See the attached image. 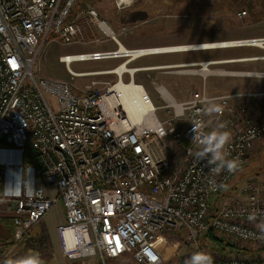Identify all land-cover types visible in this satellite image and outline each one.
<instances>
[{"label": "built area", "instance_id": "2783aa9c", "mask_svg": "<svg viewBox=\"0 0 264 264\" xmlns=\"http://www.w3.org/2000/svg\"><path fill=\"white\" fill-rule=\"evenodd\" d=\"M79 1L0 0V200L12 203L14 223L7 255L20 249L47 213L62 203L65 221L57 234L63 256L72 262L96 259L109 264L131 254L138 264H166L178 252L166 258L160 242L166 246L184 232L194 264H264V185L249 181L231 202L225 198L224 205L212 210L215 197L264 139V104L252 110L253 101H264V91L222 95L192 91L188 100L178 101L157 85L169 116L160 120L147 94L151 109L141 122L133 121L121 103L110 100L114 86L124 82V73L133 82L138 68L127 67L128 63L191 49L185 44L127 48L92 4L73 16ZM114 1L122 10L137 0ZM51 41L114 42L115 49L64 54L59 59L73 78L114 73L117 81H106L102 87L94 81L79 89L68 81L36 77L33 68ZM231 42L264 49V37ZM110 58L123 60L109 70L77 72L71 67L76 61ZM235 61L139 69L204 78L215 73L264 78V70L214 67ZM122 65L127 68L116 72ZM213 133L228 134L216 160L212 151H205ZM28 142L38 154V161L30 164L23 157ZM228 161L238 162L235 172L227 170ZM47 187L56 194H47ZM208 230L225 242V249L211 247L201 238ZM227 249L235 255H225ZM249 250L255 254L243 253Z\"/></svg>", "mask_w": 264, "mask_h": 264}, {"label": "rangeland", "instance_id": "374dc122", "mask_svg": "<svg viewBox=\"0 0 264 264\" xmlns=\"http://www.w3.org/2000/svg\"><path fill=\"white\" fill-rule=\"evenodd\" d=\"M88 3L99 10L100 15L110 23L111 27L116 32L121 30L122 25L129 27L126 34L119 36L124 42L128 38L137 41H145L147 44H154V46H165L264 37V0H137L133 5L122 10L116 7L114 0H80L75 11L72 13L73 16L76 15L75 12L77 10L83 8ZM85 25H87L86 22ZM108 48L112 49L113 45L109 44ZM92 49V45L81 46L78 44H63L59 41H51L45 47L44 52L33 68V72L36 77L43 76L50 79L71 82L79 89L90 85L94 81L97 82V87L104 86L106 81L115 83L117 79L114 74L73 78L67 71L65 64L58 60V57L62 54ZM258 51H261V54H257V56L264 57L263 48L249 45H235L222 48L153 54L152 56L146 55V57H143L138 63L148 60H235L238 58H249L250 55ZM119 61L120 60L76 61L71 64V67L77 72L96 71L112 68ZM249 62L250 61H245L240 64H229L230 66H228V63H222L214 65V67L231 70L237 69V66H241L240 69L247 70L250 66ZM255 62L259 61L255 60ZM134 64L135 63L132 65ZM232 65L235 66L232 67ZM263 68L264 65L262 69ZM254 69L258 68L256 67ZM155 73H157V80H155V82L157 84L166 85L171 94L174 95L178 101L189 97L192 88L191 85H195L198 89H201L204 82L207 87L222 82H238L240 86L244 85L248 87L249 85L259 84L264 80L258 77L247 78L223 74L208 75L204 81L201 77L196 75H162L158 72ZM139 75L140 74H138V76ZM124 78V80L127 81L128 78L126 76ZM146 88L151 100L157 107V117L160 120L166 119L169 114L163 109L165 102L160 97V94L151 84H147ZM48 100L51 103H55L49 97ZM236 176V182L241 186L245 185L249 180L260 186L264 185V139L254 146L246 166ZM248 176H250V179L246 181V177ZM234 186L235 185L231 183L230 187ZM235 195L236 194L229 192L225 198L231 202V200L235 198ZM225 198H220V195L215 197V201L213 200L214 206L220 207L224 205L226 202ZM185 235L184 232H181L178 238L174 237L168 240L169 243L166 246L164 242H160V246L163 247L166 258L178 252V255L166 264H177L183 254L191 252V247L186 242ZM205 240L210 243L211 247L216 246V243L212 240ZM230 251L231 250L227 249V251H224V254L227 256H234L235 254L232 253L233 251ZM14 254L15 251L10 259L13 261V264H20L18 263V258H16L17 260L14 259L16 255ZM85 260L86 261L81 260L72 262L64 258L62 264H99L95 259ZM125 263L138 264L133 259H129L127 262L125 258L118 261L111 260L109 264ZM40 264L54 263L48 262Z\"/></svg>", "mask_w": 264, "mask_h": 264}, {"label": "crops", "instance_id": "0c3cea01", "mask_svg": "<svg viewBox=\"0 0 264 264\" xmlns=\"http://www.w3.org/2000/svg\"><path fill=\"white\" fill-rule=\"evenodd\" d=\"M124 28L126 30L125 32H123ZM128 30H129V27L122 25L121 30H119L117 33H119V36L124 35L128 32ZM120 41L127 48L154 46V44H147L145 41H137V40H134V39L132 40V39H128V38L126 39L125 42L122 41L121 39H120ZM109 44L113 45L112 49L116 48V44L112 41H106V42H101V43H87V44L78 43V45H81V46L92 45L93 49L88 50V51L81 50V51H77L74 53L107 50V49H110V48H108ZM165 46H171V45H165ZM66 54H70V53H66ZM257 54H261V51H258L257 53L250 55L249 58H247V57L246 58H238V60L236 59L237 61H235V62H228V66H230L229 64H240V63L245 62V61H250L249 64L251 67L249 66V69H247V70H264V68L262 69V67L264 65V63H263L264 57L257 56ZM62 55H64V54H62ZM62 55H60V56H62ZM60 56L58 57V60H60L59 59ZM147 56H152V55H147ZM143 57H146V56H142V57H139L136 59H132V61H130L127 66L130 68H138L132 76L133 82H135L139 85H142L143 88L146 90L147 94H148V91L146 88L147 84H151L153 87H155L156 90H157V88H156L157 85H162L171 94V92L169 91V89L166 85L157 84L155 82V80H157V78H156L157 73H155V72H158L162 75L163 74H166V75H175V74L196 75V76L201 77L204 81L207 78V77L204 78L200 74L171 72L170 70H163V69H158V68H151V69H146V70L139 69L141 67H156V66H161V65H166V64L167 65L168 64L177 65V64L192 63V62H197V61H202V60H148L145 62L141 61L138 63V61H140ZM255 57H259V58L257 59ZM103 60H120L114 67L109 68V69H113L116 66H118L121 63V60H123V59L122 58H120V59L119 58H110V59H103ZM255 60L256 61L258 60L259 62H255ZM133 63H135V64L132 65ZM234 66L235 65H232V67H234ZM237 67H236L237 69H232V70H243V69H240L241 66H237ZM256 67L258 69H254ZM109 69H103V70H109ZM112 74H114V73H107L105 75H112ZM138 74H140V75L138 76ZM114 75H116V74H114ZM210 75H223V74L215 73V74H210ZM125 76L128 78L127 81L124 80ZM147 76H149V77H147ZM229 76H233V75H229ZM238 77H247V76L241 75ZM247 78H250V77H247ZM116 79H117V75H116ZM131 79L132 78H131V75L129 73L123 74V81L124 82H126V83L130 82ZM261 79H264V78H261ZM191 86H192V88H191L189 97L186 99H182L181 101L188 100L191 96L192 91L205 90L208 95H219V94L222 95V94H233V93H240V92L264 91V80H262L259 84L249 85L248 87H245L244 85H241L242 86L241 87L238 82H227V83L222 82L220 84H213L210 87L205 86V82H204L201 89H198L195 85H191ZM172 96L174 98H176L174 95H172ZM260 103L264 104V101L263 100L253 101L252 102V110L257 109L259 107ZM23 157H24V161H25V153H24ZM26 163L30 164L33 162H26ZM257 175H256V177H257ZM249 179H250V176L246 177V181ZM255 184H257V183H255ZM240 187H241V185H239V188ZM6 188H7V186H6ZM238 190L234 194H237ZM4 191H5V184H4V182H2L1 192L3 193ZM46 193L51 194V195L56 194V190L52 187H47ZM64 221H65L64 207H63L62 203H57L47 213V215L42 220V222L34 228L32 234H31V237L28 239L27 242H25L22 245L21 249L15 250L16 255L14 254L15 255L14 259L17 260L16 258H18L19 259L18 263L21 264V263H23L24 260H26L29 257H37L39 259L40 263L50 262V263H54V264H62L65 257L63 256V254L61 252L59 238H58V234H57V227L60 224H62ZM255 225L260 226L259 224H255ZM13 233H14V223H13V216H12V203H10V202L6 203V202H3L2 200H0V250L5 249L2 257L0 258V264H5L6 261H9V259L11 258V255L13 254L12 253L11 255H7V252L11 246L10 243H11V241L13 242ZM243 253L248 257L253 256L255 254V252L252 250L251 251L249 250V251H246ZM123 258H125L127 260V262L129 259H133L131 254H125V255L121 256L120 258H116L114 260L118 261V260L123 259ZM90 260H93V259H90ZM84 261H86V260H84ZM95 261H97V260L95 259Z\"/></svg>", "mask_w": 264, "mask_h": 264}, {"label": "bare ground", "instance_id": "6f19581e", "mask_svg": "<svg viewBox=\"0 0 264 264\" xmlns=\"http://www.w3.org/2000/svg\"><path fill=\"white\" fill-rule=\"evenodd\" d=\"M185 45H189V49L191 50H201L229 47L231 45H237V43H233L231 42V40H229ZM127 67H124V65H122L118 69H116V72L121 73ZM113 90L114 93L112 96H110V100L113 102L121 103L125 112L128 113V116L133 121L141 122L143 113L148 112L152 106L151 102L148 101L147 92L143 88V86L135 82H119L114 86Z\"/></svg>", "mask_w": 264, "mask_h": 264}, {"label": "trees", "instance_id": "16d2710c", "mask_svg": "<svg viewBox=\"0 0 264 264\" xmlns=\"http://www.w3.org/2000/svg\"><path fill=\"white\" fill-rule=\"evenodd\" d=\"M24 153H25V161H26V162H37V161H38V154H37V152L34 150V148L32 147V145H31L30 142L27 143V145H26V147H25V150H24ZM243 168H244V167H243ZM243 168H242V169H243ZM242 169H241V170H242ZM241 170H240V171H241ZM240 171H238V173H239ZM238 173H237V174H238ZM233 179H234V180H233ZM233 179L231 180L229 186L226 188L227 190H226L225 192L219 194V195H220V198H225V197L228 195L229 192H231V193H235V192L239 189V183L236 182V181H237V180H236V179H237V176H235ZM231 183L234 184L235 186H234V187H230ZM237 183H238V184H237ZM219 195H218V196H219ZM214 201H215V200H214ZM214 201L212 202V205H213V207H212L213 213H214L215 210L217 209V207L214 206ZM201 238L204 239V240H205V239H210V240H212L213 242L216 243V246H217L219 249H225V247H226L225 242H224L222 239L217 238V237L212 233L211 230H208L205 234L202 235ZM12 244H13V242L11 241L10 245L12 246ZM11 246H10V247H11ZM4 250H5V249L0 250V258L2 257V255H3V253H4Z\"/></svg>", "mask_w": 264, "mask_h": 264}, {"label": "clouds", "instance_id": "9594fccd", "mask_svg": "<svg viewBox=\"0 0 264 264\" xmlns=\"http://www.w3.org/2000/svg\"><path fill=\"white\" fill-rule=\"evenodd\" d=\"M228 140V134L223 133L217 136L216 133L211 134L207 138V143L209 147L205 149V151H212L214 153L213 160L220 159L219 154L217 153V149L222 147ZM238 169V162L237 161H228L227 162V170L231 172H235ZM216 171H219L217 169ZM223 187H225L223 185ZM5 264H13L12 261H6ZM23 264H40V261L37 257H29L23 261Z\"/></svg>", "mask_w": 264, "mask_h": 264}, {"label": "water", "instance_id": "95a60500", "mask_svg": "<svg viewBox=\"0 0 264 264\" xmlns=\"http://www.w3.org/2000/svg\"><path fill=\"white\" fill-rule=\"evenodd\" d=\"M177 264H194V254L193 252H187L185 254H183L180 259L179 262Z\"/></svg>", "mask_w": 264, "mask_h": 264}]
</instances>
